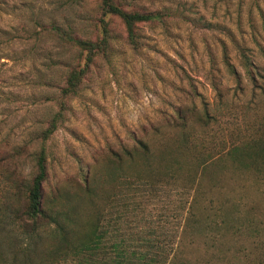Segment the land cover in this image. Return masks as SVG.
Here are the masks:
<instances>
[{
	"label": "rangeland",
	"instance_id": "rangeland-1",
	"mask_svg": "<svg viewBox=\"0 0 264 264\" xmlns=\"http://www.w3.org/2000/svg\"><path fill=\"white\" fill-rule=\"evenodd\" d=\"M101 2L0 0V252L6 264L29 242L13 220L18 188L9 179L31 178L41 146L47 153V189L59 185L77 197L82 169L87 170L93 185L113 196L98 201L102 214L108 210L107 217L126 231L138 230V237L150 235L144 229L153 227L156 232L151 235L177 238L188 237L180 233V205L188 206L192 192L183 195L174 185L157 192L143 187L132 197L116 168L107 164L111 150L131 145L135 137L156 152L173 153L176 128L170 116L179 109L190 113L184 141L190 151L195 146L221 154L247 139L256 124L264 128V93L254 90L239 58V48L246 47L255 63L264 65V0H114L126 10L171 12L162 22L139 24L137 49L126 42L121 20L103 14ZM100 18L113 36L111 53L96 57L78 92L66 99L62 123L42 141L39 133L59 108L54 84L63 83V63L75 55L73 48L48 33V26L56 22L96 38L101 34ZM224 48L237 76L224 65ZM205 110L209 117L198 121L197 115ZM224 164L209 171L206 188L214 189H209V197L217 191L227 199L234 197L232 175L226 167L220 170ZM124 167L129 170L131 164ZM240 184L239 214L253 207L259 216L264 186L245 171ZM78 208V221L87 222L90 203L83 200ZM229 237L222 239L226 254L220 264H240L235 255L250 264L264 259L262 244ZM179 248L190 258H211V249L200 238Z\"/></svg>",
	"mask_w": 264,
	"mask_h": 264
},
{
	"label": "trees",
	"instance_id": "trees-1",
	"mask_svg": "<svg viewBox=\"0 0 264 264\" xmlns=\"http://www.w3.org/2000/svg\"><path fill=\"white\" fill-rule=\"evenodd\" d=\"M101 1L103 14H113L121 20L126 42L134 49L140 46V23L162 22L171 15L166 10H126L114 0ZM100 21L101 34L96 38L79 35L72 27L56 22L48 26V33L73 48L75 55L63 63V83L54 84L58 89L59 108L39 133L42 141L47 140L62 123L67 109L66 99L78 92L96 57H108L111 53L113 36L105 19L100 18ZM262 53L264 55V51ZM239 58L247 80L254 90L258 89L263 94L264 65L255 63L246 47L239 48ZM223 62L227 70L237 76L225 48ZM208 117L205 110L196 119L205 122ZM189 118L187 109L176 110L170 116L171 127L176 128L173 141L176 151L173 148V153L170 154L168 149L156 152L148 142L134 137L131 145L111 150L107 161L109 167L116 168L121 185L132 192V197L143 187L148 192H157L164 186L174 185L180 187L183 195L192 192L188 206L180 205V233L188 237L151 235L156 232L153 227L144 229L150 234L144 237L136 235L138 230L126 231V226H120L117 220L107 217L108 210L104 214L100 212L99 202L110 201L113 196L110 198V193L100 192L87 170L82 169V192L77 197H71V191L59 185L47 189L48 164L43 145L34 155L35 171L31 178L9 179L18 188L19 204L14 210L13 220L29 240L18 258L10 264H220L226 254L222 239L228 235L230 239L248 240L264 247V210L258 211V216L253 207H249L239 214L241 197L238 188L244 171L251 174L257 184L264 186V128L255 123L247 139L232 144L221 154L201 151L195 146L194 151H190L186 150L184 142L188 138ZM175 152L179 154L173 156ZM126 162L131 164L129 170L124 167ZM223 162L225 164L220 170L226 167L227 173L232 175L233 188L230 190L234 197L227 199L228 195L221 191L209 197V189L213 186L207 189L205 181L210 169ZM83 200L93 209L87 222L80 223L77 210ZM112 223L113 226L109 227ZM196 238L201 239L209 252L211 249V258L197 259L184 255L179 246L184 247L186 242L191 243ZM235 258H239L240 264H250L247 258L237 255ZM0 264H6L1 252ZM254 264H264V259L258 257Z\"/></svg>",
	"mask_w": 264,
	"mask_h": 264
}]
</instances>
